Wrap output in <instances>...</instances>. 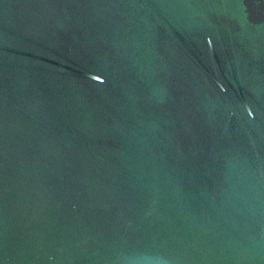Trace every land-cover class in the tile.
I'll use <instances>...</instances> for the list:
<instances>
[{"label":"water","instance_id":"obj_1","mask_svg":"<svg viewBox=\"0 0 264 264\" xmlns=\"http://www.w3.org/2000/svg\"><path fill=\"white\" fill-rule=\"evenodd\" d=\"M0 264H264V0H0Z\"/></svg>","mask_w":264,"mask_h":264}]
</instances>
